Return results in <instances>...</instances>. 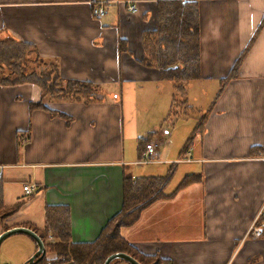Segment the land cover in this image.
I'll list each match as a JSON object with an SVG mask.
<instances>
[{
	"label": "crops",
	"instance_id": "1",
	"mask_svg": "<svg viewBox=\"0 0 264 264\" xmlns=\"http://www.w3.org/2000/svg\"><path fill=\"white\" fill-rule=\"evenodd\" d=\"M106 1V15L97 19L93 0H0V41L31 43L64 79L102 89L97 103L46 101L63 118L30 109L41 100L35 85L0 87L3 201L20 206L1 227L42 231L47 207H67L72 242L92 244L122 210L125 174L164 177L172 168L167 195L186 176L199 178L145 210L121 230L123 239L162 264H264V238L249 235L264 203V0H190L198 8L201 76L191 83L216 94L190 145L175 149L174 132L156 129L151 142L165 152L149 164H138L144 148L136 145L137 112L153 109L169 83L142 64L143 38L157 29L161 0ZM243 52L237 76L228 80ZM151 128L143 129L146 137ZM26 185L36 193L27 195ZM8 246L7 257L17 249L16 264L38 250L28 236Z\"/></svg>",
	"mask_w": 264,
	"mask_h": 264
},
{
	"label": "trees",
	"instance_id": "2",
	"mask_svg": "<svg viewBox=\"0 0 264 264\" xmlns=\"http://www.w3.org/2000/svg\"><path fill=\"white\" fill-rule=\"evenodd\" d=\"M143 46L145 57L142 64L159 70L163 81L171 83L176 92L165 120L167 121L175 109L189 107L188 87L191 82L201 78L196 3L161 0L158 4L157 29L144 35ZM31 56H34L33 60ZM244 56L245 52L237 60L228 80L237 76ZM29 64H34V67ZM25 84L35 85L41 91V100L31 103L30 109H40L54 117L64 118L65 116L50 111L45 106L46 101L84 104L101 102L98 98V95L102 94L100 86L92 82L64 79L60 74L58 64L55 61L43 59L35 45L13 39L0 41V87ZM205 118L204 116L195 132L203 126ZM152 135L149 134L146 138L141 139L143 153L146 145L152 141ZM192 137L189 138L187 145L192 142ZM171 178L172 168L164 177L135 179L131 175L125 174L122 210L109 221L99 238L92 244H74L72 242L70 212L67 207H47L45 228L42 231L33 230L43 241L46 250L45 257L38 264H103L109 256L117 253L130 255L140 264H162V260L158 258L139 254L123 239L121 230L133 227L139 222L145 210L157 202L172 198L179 190L196 182L199 177L193 174L186 176L177 190L171 195H167L166 189ZM19 207V204L13 207L4 205L3 181L0 176V220L14 214ZM260 223L264 225V220H261ZM261 238H264V227ZM50 253L55 254L57 258L48 260L47 254ZM115 262L128 264L121 260Z\"/></svg>",
	"mask_w": 264,
	"mask_h": 264
},
{
	"label": "rangeland",
	"instance_id": "3",
	"mask_svg": "<svg viewBox=\"0 0 264 264\" xmlns=\"http://www.w3.org/2000/svg\"><path fill=\"white\" fill-rule=\"evenodd\" d=\"M31 57L33 60L34 56ZM29 66L34 67V64H29ZM163 86H164L163 89L158 91V93L156 94V97L159 100L157 101L156 99V102L154 103L155 107L152 109L151 106L152 104L150 101L149 104H151L150 105L151 108L150 107L144 108L141 106V109L138 110L137 112L142 129V134L140 138L137 137L136 139L137 148L141 146L140 139L146 138V135L143 134V129L149 127H153L151 128V130H149V132L153 135L155 134L154 132L156 131V129L159 128H161V130L163 129L167 133L169 132V134H172L174 132L175 140L173 139L172 145L173 147H175V149L177 147V144L181 143L182 141L185 145V143H187L195 128L198 126L199 123L202 122L203 116L205 113H207V109L209 108V105L216 94V90L211 92L210 89L206 86H203V84L196 82L191 83L190 88L187 92V101L189 107L184 108L186 111L183 108L175 109L170 119L165 121L168 116V109H170V105L173 104L172 101L176 92L171 83H165ZM131 92L133 91L131 90L130 92L125 91V94L128 95L129 93L131 94ZM163 104H164V109H166L164 115L161 114L160 112L158 113V111L161 110ZM167 138H169L168 135ZM164 149H165L164 145L159 146V152H162V154L163 152H165ZM170 168L171 166L169 167V169ZM5 229L0 225V235L2 233L1 231ZM16 236L25 237V235H15L3 242L0 248V264H16L15 252H17V249L12 248L11 253L8 254V257L6 256L9 247L8 242H10V240L12 238H15Z\"/></svg>",
	"mask_w": 264,
	"mask_h": 264
},
{
	"label": "built area",
	"instance_id": "4",
	"mask_svg": "<svg viewBox=\"0 0 264 264\" xmlns=\"http://www.w3.org/2000/svg\"><path fill=\"white\" fill-rule=\"evenodd\" d=\"M183 2H189L190 0H181ZM106 5L107 1L106 0H93V9H92V14L95 18L100 19L106 15ZM129 12L131 13H136L137 12V7L135 5H130L128 8ZM159 145L156 142H150L146 145L144 155L142 159L138 162V164H149L152 161H154L159 152ZM24 192L27 195H33L36 193L37 188L34 185H26L24 186ZM261 220H264V203L257 215V218L254 222V224L251 226L249 235L250 237L254 239H259L261 238L262 232H263V227L264 225L261 224ZM52 240V238H51Z\"/></svg>",
	"mask_w": 264,
	"mask_h": 264
},
{
	"label": "water",
	"instance_id": "5",
	"mask_svg": "<svg viewBox=\"0 0 264 264\" xmlns=\"http://www.w3.org/2000/svg\"><path fill=\"white\" fill-rule=\"evenodd\" d=\"M15 235L28 236L31 239H33L38 246V250L34 254V256H32L24 264H38L45 257L46 250H45V245L43 241L41 240V238L38 236V234L35 231L29 228L18 227V228H12V229L6 230L4 233L0 235V248L5 240ZM117 260L124 261L128 264H140L136 259L124 253H117V254H113L109 256L103 264H112L113 262Z\"/></svg>",
	"mask_w": 264,
	"mask_h": 264
}]
</instances>
